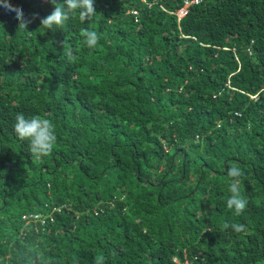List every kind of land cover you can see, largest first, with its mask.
<instances>
[{
  "label": "trees",
  "instance_id": "obj_1",
  "mask_svg": "<svg viewBox=\"0 0 264 264\" xmlns=\"http://www.w3.org/2000/svg\"><path fill=\"white\" fill-rule=\"evenodd\" d=\"M191 1L94 0L55 31L49 0H8L27 30L0 6V264H264V0ZM18 113L55 124L42 162Z\"/></svg>",
  "mask_w": 264,
  "mask_h": 264
},
{
  "label": "clouds",
  "instance_id": "obj_2",
  "mask_svg": "<svg viewBox=\"0 0 264 264\" xmlns=\"http://www.w3.org/2000/svg\"><path fill=\"white\" fill-rule=\"evenodd\" d=\"M49 2L54 5L53 10L50 14L40 18V26H43L46 30L64 29L66 22L72 17L74 12L78 11L81 23L90 21L97 13L94 0H62V2L60 0H49ZM191 2L194 3L196 0ZM185 5L186 3H184ZM0 6L8 11L15 12V19L18 21V29L20 30H27L32 20L39 16L38 13H33L31 18L25 17L23 9L10 4L8 0H0ZM181 8L177 11L178 18L184 14ZM80 35L83 37L84 45L89 49H95L101 39L100 33L89 28L81 29ZM65 43L63 41L62 46ZM66 54L70 62L75 59L70 48L67 49ZM14 130L21 140L29 143L30 153L34 162H42V158L53 151L57 136L55 124L50 119L35 116L28 118L23 113H18L15 117ZM242 175L243 171L238 166L229 167L228 176L233 178V182L229 186L231 195L227 199V207L233 209L237 216L241 215L247 206V200L241 195L239 189V177ZM29 217H32V215H29ZM223 227L225 229L232 227L236 232L245 231L243 224L233 223L229 225L225 223ZM94 264H104V257L102 255L97 256Z\"/></svg>",
  "mask_w": 264,
  "mask_h": 264
},
{
  "label": "built area",
  "instance_id": "obj_3",
  "mask_svg": "<svg viewBox=\"0 0 264 264\" xmlns=\"http://www.w3.org/2000/svg\"><path fill=\"white\" fill-rule=\"evenodd\" d=\"M182 13H184L185 12V6H182ZM42 222V221H41Z\"/></svg>",
  "mask_w": 264,
  "mask_h": 264
}]
</instances>
